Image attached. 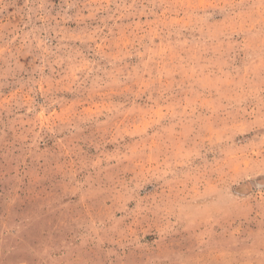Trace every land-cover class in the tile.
<instances>
[{
	"label": "rangeland",
	"instance_id": "1",
	"mask_svg": "<svg viewBox=\"0 0 264 264\" xmlns=\"http://www.w3.org/2000/svg\"><path fill=\"white\" fill-rule=\"evenodd\" d=\"M0 264H264V0H0Z\"/></svg>",
	"mask_w": 264,
	"mask_h": 264
}]
</instances>
